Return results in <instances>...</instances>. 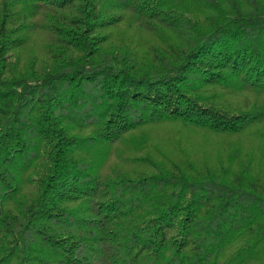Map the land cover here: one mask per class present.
Instances as JSON below:
<instances>
[{
  "label": "trees",
  "instance_id": "obj_1",
  "mask_svg": "<svg viewBox=\"0 0 264 264\" xmlns=\"http://www.w3.org/2000/svg\"><path fill=\"white\" fill-rule=\"evenodd\" d=\"M0 264H264V0H0Z\"/></svg>",
  "mask_w": 264,
  "mask_h": 264
},
{
  "label": "rangeland",
  "instance_id": "obj_2",
  "mask_svg": "<svg viewBox=\"0 0 264 264\" xmlns=\"http://www.w3.org/2000/svg\"><path fill=\"white\" fill-rule=\"evenodd\" d=\"M162 133H163V132H162ZM162 133H160V136H161L162 138H166V137H168V135H167V134H168L167 131L165 132V130H164V134H162ZM217 145H220V143L217 144ZM223 148H224V145L222 146V151H220L219 153H221V154H224V153H225V150H223ZM167 150H168V149H166V148L164 149V148H163V149H162V153L165 154V155H168V156H169ZM212 150H215V148H213ZM212 150H211V151H212ZM173 157H174V156H173ZM210 157H211V158H214V159L217 158V156H216L215 153H213L212 155H210Z\"/></svg>",
  "mask_w": 264,
  "mask_h": 264
}]
</instances>
